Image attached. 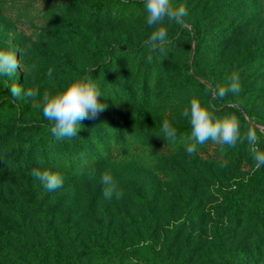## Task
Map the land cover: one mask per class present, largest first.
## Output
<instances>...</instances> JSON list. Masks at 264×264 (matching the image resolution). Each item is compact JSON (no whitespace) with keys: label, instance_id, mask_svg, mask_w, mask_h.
<instances>
[{"label":"rangeland","instance_id":"374dc122","mask_svg":"<svg viewBox=\"0 0 264 264\" xmlns=\"http://www.w3.org/2000/svg\"><path fill=\"white\" fill-rule=\"evenodd\" d=\"M172 3L186 8L185 22L165 21L168 42L153 51L142 0H0V49H26L18 72L0 77V264H57L54 250L83 252L71 264H264V166L247 141L222 152L209 140L192 155L180 142L196 97L215 116L235 115L242 136L255 128L264 151V0ZM233 74L238 94L206 91ZM85 76L105 111L62 139V158L41 161L38 142L51 129L43 93ZM164 120L176 143L165 139ZM83 131L104 139L98 150L112 160L88 166L91 177L68 159ZM27 154L34 166L22 165ZM34 168L58 172L62 187L49 191ZM105 173L120 199L104 198Z\"/></svg>","mask_w":264,"mask_h":264},{"label":"clouds","instance_id":"9594fccd","mask_svg":"<svg viewBox=\"0 0 264 264\" xmlns=\"http://www.w3.org/2000/svg\"><path fill=\"white\" fill-rule=\"evenodd\" d=\"M145 12V23L152 32L145 42V46L151 50H164L168 42L165 21L177 25L184 24L187 10L183 5L174 6L172 0H142ZM26 49L17 52L0 49V77L13 76L20 69L19 56H24ZM51 76V70L48 72ZM90 76L75 78L67 83L60 91L55 93L45 91L41 99L44 117L50 122L52 133L57 138L76 137L81 130L82 122L86 119H95L104 112L106 105L101 102V93ZM13 95H20L22 89L12 85ZM206 91L216 99H223L228 93L238 94L240 85L238 77L233 74L229 77L226 86L208 84ZM24 95L34 98L39 95L38 89H28ZM182 115L189 120L190 134L181 137L180 142L185 144V150L189 155L196 152L198 145H203L209 140L221 146L235 147L237 142L247 141L253 153L256 168L264 166V151L260 150L259 137L253 127H248L244 135H241L240 123L235 115L225 114L222 117L215 116L204 107L198 98L193 97L190 105L186 107ZM162 132L166 140L177 142L176 130L168 120H164ZM79 171L90 177L94 175L95 169L88 168L87 162L83 161ZM32 176L40 180L49 190L54 191L63 185V178L58 172L49 168H34ZM104 185L103 196L112 199L113 195L120 199L123 193L119 191L118 185L110 174L105 173L101 177Z\"/></svg>","mask_w":264,"mask_h":264},{"label":"trees","instance_id":"16d2710c","mask_svg":"<svg viewBox=\"0 0 264 264\" xmlns=\"http://www.w3.org/2000/svg\"><path fill=\"white\" fill-rule=\"evenodd\" d=\"M195 37H196V43L199 47L201 45V42H203L202 37L198 33H195ZM256 49L257 48L252 47L247 53L246 57L250 58L257 51ZM82 133L83 136L81 138L82 141L85 143V145L82 144L83 142L82 143L76 142L77 141L76 138L72 139L73 143L74 142L75 143L73 146V150H71L70 153L68 154V159L69 162L73 164V166L80 167L83 161L87 162V166L90 165L99 166L112 161L109 157H105L104 155H102V153L98 150L99 145L105 143L104 139H101L100 136H96L97 138L94 139V141H90V139H88V137L86 136V133L84 131ZM44 136H45L44 139L38 142L42 150L46 149V151H42V154L44 155L42 156L43 159H41V161L46 162L47 160H51L55 157L62 158L61 155L63 154V152H61L62 151L61 147L64 146L63 145L64 140H62L61 138H57L52 133L51 129H47L44 133ZM51 162L53 163L54 161ZM29 164H32V166H34V164H36V159L34 157H31V155L29 156L27 154L25 156L24 161L22 160V165L27 166ZM240 199L242 200L246 199L248 202H250L252 198L251 196H247L244 194L243 196H240ZM260 199L262 206H264V197H261ZM82 254L83 252H79L72 256L62 258L58 255L57 251L55 250L52 251V257L57 264H71L72 262H77V260L81 258Z\"/></svg>","mask_w":264,"mask_h":264}]
</instances>
